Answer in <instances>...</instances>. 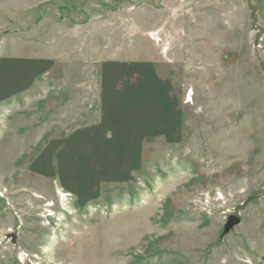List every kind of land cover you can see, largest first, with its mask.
Instances as JSON below:
<instances>
[{
	"label": "rangeland",
	"instance_id": "obj_1",
	"mask_svg": "<svg viewBox=\"0 0 264 264\" xmlns=\"http://www.w3.org/2000/svg\"><path fill=\"white\" fill-rule=\"evenodd\" d=\"M248 9L0 0V67L55 61L2 77L0 264H264V0Z\"/></svg>",
	"mask_w": 264,
	"mask_h": 264
},
{
	"label": "crops",
	"instance_id": "obj_2",
	"mask_svg": "<svg viewBox=\"0 0 264 264\" xmlns=\"http://www.w3.org/2000/svg\"><path fill=\"white\" fill-rule=\"evenodd\" d=\"M248 2H249V0H245V5H246V8L248 10V15H249ZM36 60H33L31 58L26 59V58H15L14 57L13 62H8V63L6 62V64L3 63L4 68L2 69V66L0 67V96H1V94L3 92V90H4L3 83H2V81L4 79H7V78L11 79V81L9 80L10 82L7 85H11V86L15 87L16 89H18V87L20 85H21L20 88L23 87V86L28 85L29 84V80L36 79L38 75H41V77L49 75V73H48L49 70L47 71V69L49 67H46V66H47L48 63L49 64L53 63V65H54L55 61L51 62V61H48L49 59H47L46 57H41V66H39V64H38L39 62H36ZM150 63L152 64V66L155 65L152 61H150L147 64H150ZM24 64H26L24 69H20ZM126 64L127 63H125L122 60H117L116 61V65L125 66ZM138 64L139 65H147L145 62L137 63V65ZM26 67H29V69H25ZM152 70H155V69H152ZM2 77H4V79ZM124 79H126V78L123 77V80ZM150 79L151 80L149 81V83L151 85V88H149V91H151V93H152V88H153L154 93H156L155 92L156 90H157V92H159L160 90L157 87L159 85H163L162 82H161L162 80H159L158 76L155 78V80H152V78H150ZM106 81H107V83L105 82V84H108L109 86L111 84H113L112 78L108 77V80H106ZM118 82H120V79H119ZM5 84H6V82H5ZM146 88H147V85H146ZM6 89H7V86H6ZM138 93H145V92L139 91ZM156 98L160 99V97H158V96H156ZM140 100H147V95H145L144 97L141 96Z\"/></svg>",
	"mask_w": 264,
	"mask_h": 264
},
{
	"label": "water",
	"instance_id": "obj_3",
	"mask_svg": "<svg viewBox=\"0 0 264 264\" xmlns=\"http://www.w3.org/2000/svg\"><path fill=\"white\" fill-rule=\"evenodd\" d=\"M263 68H264V63H263ZM240 222V219L238 216L235 215H229L227 218V221L223 227V234H226L233 226L238 224ZM7 237L10 238L11 242H15L16 235L14 233L7 234Z\"/></svg>",
	"mask_w": 264,
	"mask_h": 264
},
{
	"label": "bare ground",
	"instance_id": "obj_4",
	"mask_svg": "<svg viewBox=\"0 0 264 264\" xmlns=\"http://www.w3.org/2000/svg\"><path fill=\"white\" fill-rule=\"evenodd\" d=\"M46 205H48V203Z\"/></svg>",
	"mask_w": 264,
	"mask_h": 264
}]
</instances>
